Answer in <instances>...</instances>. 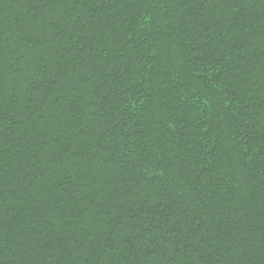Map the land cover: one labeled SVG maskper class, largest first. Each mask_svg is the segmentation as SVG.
Listing matches in <instances>:
<instances>
[{
  "label": "trees",
  "instance_id": "1",
  "mask_svg": "<svg viewBox=\"0 0 264 264\" xmlns=\"http://www.w3.org/2000/svg\"><path fill=\"white\" fill-rule=\"evenodd\" d=\"M0 264H264V0H0Z\"/></svg>",
  "mask_w": 264,
  "mask_h": 264
}]
</instances>
